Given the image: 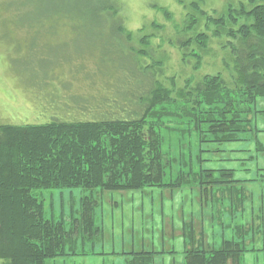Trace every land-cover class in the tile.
<instances>
[{
  "label": "trees",
  "instance_id": "1",
  "mask_svg": "<svg viewBox=\"0 0 264 264\" xmlns=\"http://www.w3.org/2000/svg\"><path fill=\"white\" fill-rule=\"evenodd\" d=\"M176 1L185 10L183 27L173 41L182 60L193 59L194 69H199L209 43L224 41L219 45L230 59L229 67L223 60L228 78L219 73L204 75L195 84L185 81L182 88L170 79L165 87L159 80L161 61L149 50L155 29L152 32L147 30L152 25H144L135 34L128 31L121 0H7L1 4L10 13L1 15V24H23L24 29L32 25L30 36L40 34L36 26L64 25L74 42L64 52L63 67L46 69L45 77L50 78L48 87L61 84L69 91L62 101L68 114L42 125H0L2 264L105 257L97 211L105 192L178 189L191 184L212 209L217 210L227 195L235 203L231 211L241 207L243 214L244 193L235 187L243 181L234 180L232 170L205 169L207 151L201 147L251 141V106L264 97V0H228L218 15L202 9L204 1ZM149 7L168 13L155 3ZM11 43L19 48V42ZM83 53L91 54V64L82 59ZM40 56L36 59L35 54L34 59L43 70L50 56ZM164 132L177 135L174 149L163 147ZM73 189L82 194L77 210L70 209L67 215L62 208L55 215L52 208H45L43 191ZM216 223L221 227L222 219ZM191 226L182 228L183 264H244V256L255 252H263L264 260V250L244 244L243 225L236 239L225 238L221 231L220 245L209 250L202 233L197 235ZM121 255L131 258L129 264H152L150 252Z\"/></svg>",
  "mask_w": 264,
  "mask_h": 264
},
{
  "label": "rangeland",
  "instance_id": "2",
  "mask_svg": "<svg viewBox=\"0 0 264 264\" xmlns=\"http://www.w3.org/2000/svg\"><path fill=\"white\" fill-rule=\"evenodd\" d=\"M5 1L7 0H0V18L3 14L10 16L6 8L1 6ZM10 1L14 2V0ZM16 1L20 3V0ZM200 1L205 2L204 6H201L202 9L210 15H218L228 0ZM121 2L125 27L128 31L135 34L144 25L148 27L152 25L147 28L152 32L154 31L152 29H155L154 37L149 39V50L155 60L161 61L159 80L165 87L170 86V79L177 88H182L185 81L191 80L195 84L204 75L219 73L224 78H228L229 71L223 65V60L229 64V67L230 59L227 51L219 45L224 41L212 40L209 43V53L202 57L199 69H194L193 59L182 60V53L175 44L173 45V41L183 27L185 10L176 0H121ZM150 3L164 7L168 13L157 12L149 7ZM213 10L216 14L212 13ZM50 26V24L36 26L40 34L31 35L33 38L38 35L31 40L32 25H27L26 30L23 24L22 27H17L11 23L9 25L0 23V125H42L68 114L62 101L68 98L69 91H64L67 89L61 84L48 87L46 82H49L50 78L45 79V77H47L46 69L48 71L56 67L60 70L63 67L62 59L65 50L70 49L71 33L64 25ZM47 32H56V34L49 35ZM11 41L19 42V48L15 49ZM77 42L84 44L82 41ZM35 54L36 59H42L40 55L50 56V63L44 64L43 70L34 59ZM82 57L85 62L91 64V54L83 53ZM85 62H81V65L85 66ZM113 65L114 61L110 68L112 75L116 72ZM58 73L59 76H63L64 71ZM117 79L120 82L122 77ZM66 83L69 85L68 77ZM74 83H71L72 86ZM251 110L252 132L249 134L251 141L222 145L204 144L201 147L202 150L207 151L203 156L206 160L204 165L209 164L210 160L219 161L224 158L227 154L223 152L237 151L231 153L233 156L229 160L235 162L237 158L242 159L236 162L239 166L232 163L218 167L220 165L218 163L217 167L233 168L236 171L234 180L243 181L240 188L244 193V202H242L244 214L241 207L238 209L241 210L240 212L237 209L231 211V207L235 209V203L232 204V200L228 199L227 195L220 205L221 227L216 223V220L219 221V207L216 213L212 212L215 221H212L210 230L207 231L216 235L212 240L209 238L210 234L205 237L202 233L207 250L220 245L221 231L227 239L233 236V239L239 237L241 233H238L237 229L242 225L244 235L247 236L244 239L246 247L257 251L264 250V97H258L252 104ZM162 135L163 147L174 149L173 140L177 135H168L165 132ZM193 189L195 188L191 187V184H187L186 187L178 189L151 188L105 192L97 210L104 231L102 253L105 254V260L102 257H66L55 259L53 264H129L131 258L125 256L124 262V256L121 255L124 252L153 253L152 264H183L185 257L183 238L181 235L171 233V227L173 231L177 230L182 211L184 219L187 220L185 224L191 223L189 221L193 219L192 207L194 210L197 205L194 198L198 199L193 195ZM36 195L38 196V193ZM81 195L80 189L53 190L43 191L41 199L48 211L52 208L53 213L57 215L63 208V212L68 215L70 209L79 208ZM251 214L254 215V220L250 224L248 220L252 217ZM200 225L202 224L195 222L191 226L197 235L202 231ZM132 250L134 252H130ZM261 253L263 252L246 254L243 258L244 264H263ZM106 255H109L110 259L106 258Z\"/></svg>",
  "mask_w": 264,
  "mask_h": 264
},
{
  "label": "crops",
  "instance_id": "3",
  "mask_svg": "<svg viewBox=\"0 0 264 264\" xmlns=\"http://www.w3.org/2000/svg\"><path fill=\"white\" fill-rule=\"evenodd\" d=\"M72 41V40H71ZM69 45H71V42L69 43ZM233 152H237V151H229L228 153L227 152H223V154H227L226 156H224V158H222L221 160H214V161H212V160H210L209 161V164H207V165H204L203 164V167L205 168V169H207V170H219V169H225V170H232L234 173H233V179H234V177H235V173H236V171L235 170H233V168L231 169V168H228V167H226V168H218V167H221V166H225V165H229V164H232V163H236L237 161H241L242 159H240V158H237L236 160H235V162H230V157H232L233 155L231 154V153H233ZM213 158H215V157H213ZM231 159H234V158H231ZM205 162H206V160H205ZM204 162V163H205ZM218 163H220V165L217 167V164ZM238 166H239V164L238 163H236ZM210 165V166H209ZM236 179V178H235ZM237 180V179H236ZM238 181V180H237ZM240 185L241 184H236L235 185V187H237V188H240ZM243 188V187H242ZM243 189H245V188H243ZM216 190V189H215ZM193 195H196V197L198 198V199H196V198H194V201L196 202V206H195V208H194V210H193V207H192V212H191V216L193 217V219L192 220H190L189 222H191L192 224H195V222H199L200 224H202V225H200V228H201V230H199V231H201V233H203V235L205 236V237H207L208 235L207 234H210L209 235V238L210 239H212L213 240V238H214V235H216V234H214V235H212V233H210V231H207L208 229L210 230V227H211V225L210 224H212V221H215V218L213 217V215H212V212L214 211L215 213L217 212V210H216V208H211V205H210V203L209 202H207V200H206V202H205V200H200L201 199V196H200V193H199V191H198V189H193ZM199 196H200V199H199ZM180 201V200H179ZM219 202V201H218ZM215 204H216V202H215ZM219 204V203H218ZM191 206V205H190ZM219 221L221 220V217H222V211H221V209H220V204H219ZM243 214H244V212H243ZM252 215V217L251 218H249V220L248 221H250V224H251V222L254 220V215L253 214H251ZM210 221H211V223H210ZM187 222V220L186 219H184V213H183V211L181 212V215H180V225L177 227V230L176 231H173V229H172V227H171V233H175L177 236L178 235H181V238H183L182 237V232H183V230H182V228H183V225L185 224ZM216 222H218V220H216ZM196 230V229H195ZM104 232V231H103ZM215 233H217V231L215 232ZM205 242V241H204ZM130 252H134L133 250L132 251H130ZM125 253V252H124ZM102 258H104V260H105V257H102ZM106 258H109L110 259V257H106ZM124 259H125V257H124ZM126 261V259L124 260V262ZM124 264V263H123Z\"/></svg>",
  "mask_w": 264,
  "mask_h": 264
},
{
  "label": "bare ground",
  "instance_id": "4",
  "mask_svg": "<svg viewBox=\"0 0 264 264\" xmlns=\"http://www.w3.org/2000/svg\"><path fill=\"white\" fill-rule=\"evenodd\" d=\"M8 25V24H7Z\"/></svg>",
  "mask_w": 264,
  "mask_h": 264
}]
</instances>
